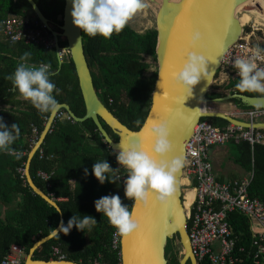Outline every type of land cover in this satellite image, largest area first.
<instances>
[{
  "label": "trees",
  "instance_id": "1",
  "mask_svg": "<svg viewBox=\"0 0 264 264\" xmlns=\"http://www.w3.org/2000/svg\"><path fill=\"white\" fill-rule=\"evenodd\" d=\"M34 1L54 28L59 29L65 0ZM9 15L28 19L30 25L36 18L26 0H0V23ZM157 36L156 28L140 32L129 24L108 38L99 35L89 37L82 33L86 59L100 100L122 123L133 130L141 126L151 104L157 71L146 74L150 67L147 59L149 56L156 60ZM59 42L61 46H66V42ZM261 47L264 48V40ZM24 51L31 53L25 63H46L50 66V80L58 89L53 95L58 103H68L77 116H83L86 111L75 66L68 54L59 65L54 47L45 48L24 40H0V117L6 124L15 123L19 128V135L11 145L12 152H0V260L13 243L23 245L27 254L34 242L47 235L50 228L56 227L60 221L56 208L32 191L25 175L19 170L25 167L28 152L34 145L30 141L33 127L38 129L39 136L50 114L38 112L15 90L8 79L21 62L19 58ZM238 81V75L231 74L223 88L227 93L264 95L239 91L235 87ZM218 88L213 87L206 96L215 99L226 94ZM230 101L238 108H249L238 99ZM60 111L66 112L64 109ZM206 118L219 128L229 124L220 117ZM136 121L140 123L137 124ZM102 124L108 134L117 140V134L104 121ZM96 128L91 118L79 122L72 118L56 117L43 144L32 158L30 172L35 183L46 193L53 194L62 210L65 223L72 214L91 215L97 221L91 230L77 231L73 226L67 235L60 234L59 237L51 238L35 250L33 258H57L60 253H64L66 259L82 264H92L94 260L101 264H121L120 243L114 248L112 242L116 229L102 212L95 211L93 201L102 195L116 193L122 204L130 208L132 205L124 197L122 182L116 184L106 180L101 185L91 174L92 163L102 159L107 160L110 167L117 168V173L124 170L117 164L116 152ZM261 129L264 131V128ZM231 142L237 150L234 161L245 170L253 172L249 194L264 201V144L255 143L252 146L245 140ZM84 168H88L87 175L84 174ZM39 169L52 173L49 187L37 175ZM189 192H185V198H190ZM3 207L5 210H2ZM227 219L233 231L239 235L238 245H248V218L238 211H230ZM175 237L168 240L166 252ZM54 246L59 248V253L53 254ZM173 255V261L176 262L179 257ZM244 263L245 260L241 259L237 264ZM176 264H179V260Z\"/></svg>",
  "mask_w": 264,
  "mask_h": 264
},
{
  "label": "water",
  "instance_id": "2",
  "mask_svg": "<svg viewBox=\"0 0 264 264\" xmlns=\"http://www.w3.org/2000/svg\"><path fill=\"white\" fill-rule=\"evenodd\" d=\"M26 1L31 5L36 18L52 34L59 65L63 62V57L59 55V52L61 49H67L75 66L79 88L86 108L83 116H77L68 103H58L57 110L50 112L43 129L27 155L24 167L27 184L35 194L41 196L55 208L59 206L57 201L35 183L30 172V165L32 158L51 130L58 112L62 109L75 121L81 122L91 118L97 126L96 129L99 130L104 140L114 151H117L121 144L141 138L144 140L145 147L150 148L151 139L145 134V131H141V128L146 130L153 121L168 119L170 113L182 109L185 119L177 118L170 121L169 142L171 150L164 158L181 157L183 161L186 154V142L192 135L195 124L201 118L220 117L227 120L228 123L242 127L264 128V120L249 122L224 111L207 109V102L209 101H230L233 99H238L248 107L264 108V95L232 92L215 99H209L206 96L219 71L224 53L243 33V26L235 14L236 7L244 6L256 16L264 18V0H162L156 15L155 27L158 35L156 37L158 39L156 46L157 77L147 115L136 130L122 123L100 100L86 59L82 31L71 22L69 15L70 0H65L62 24L59 25V29L54 28L34 0ZM181 16L185 17V21L178 24L177 21ZM197 27L205 32V44L207 46L204 48V53L210 58L209 73L207 82L202 79L193 86L192 95L183 101L182 108L180 101L188 94L174 84L172 73L178 70L183 62L187 34L192 28ZM59 41L66 42V46H61ZM191 50L201 51L198 46ZM203 102L206 104L204 109H202ZM102 121L117 134V140L108 134ZM182 176L183 167L175 176L174 192L164 204L158 203L153 194L149 193L143 205L137 204L134 208L131 206L133 217L140 222L141 227L138 231L127 236H120L121 264H168L166 245L168 240L174 236L178 237L182 246L178 255L179 264H196L187 230L186 209L182 199ZM59 219L64 221L63 214L60 215ZM51 238L53 237L47 234L36 240L26 254L23 264H64L65 261H71V264H82L66 258H33L35 250Z\"/></svg>",
  "mask_w": 264,
  "mask_h": 264
},
{
  "label": "clouds",
  "instance_id": "3",
  "mask_svg": "<svg viewBox=\"0 0 264 264\" xmlns=\"http://www.w3.org/2000/svg\"><path fill=\"white\" fill-rule=\"evenodd\" d=\"M147 7L146 0H70L69 15L74 26L85 35L110 37L114 32H120L129 19L137 12ZM200 52L192 51L195 47ZM205 32L199 27L192 28L186 37L184 59L178 70L172 73V80L188 95L183 101L192 95L193 86L202 79L207 82L210 58L204 53ZM264 54V48L254 47L247 58H235L233 67L239 77L235 87L241 92H256L264 94V68L258 67L253 58ZM31 53L24 51L20 56V63L8 77L15 90L40 113L53 112L58 108V101L53 92H58L55 84L50 80L52 72L48 64L33 65L24 61L30 58ZM185 119L184 112H172L168 119L153 121L145 130L150 137V148H146L144 140H132L121 144L115 153V159L119 167L125 170L124 176L117 175V168L110 167L107 160H97L91 165V174L99 184H119L122 178L124 197L131 201L132 208L135 205H143L149 193L154 199L164 204L174 192V179L177 172L184 166L183 158L175 157L165 159L170 152L169 142L170 121ZM135 123L139 124L140 121ZM19 135V128L15 123L6 124L0 117V152H12L11 145ZM88 174V168L83 169ZM96 212L103 213L108 222L114 226L121 236H127L138 231L140 222L133 217L132 208L121 203L118 194L102 195L93 201ZM57 214L62 215V210L56 206ZM96 219L84 214L82 216L71 215L67 222L60 220L56 227L50 228V237L67 235L75 226L77 231L91 230L96 224ZM64 264H71L65 261Z\"/></svg>",
  "mask_w": 264,
  "mask_h": 264
},
{
  "label": "built area",
  "instance_id": "4",
  "mask_svg": "<svg viewBox=\"0 0 264 264\" xmlns=\"http://www.w3.org/2000/svg\"><path fill=\"white\" fill-rule=\"evenodd\" d=\"M0 27L4 38L9 42L24 40L25 42L40 44L45 48L54 47L52 34L37 18H34L30 25L28 19L14 15L8 16L0 23ZM242 34L222 57L221 66L217 73H221V77L228 78L231 74L237 75V70L233 67V60L235 58H247L254 47H261V45L252 42L251 34L244 36ZM67 54V49H61L59 52L63 58ZM253 62L258 67L264 68V54L253 58ZM238 114L241 116L240 119L244 118L249 122L264 120V108H239ZM57 117L71 119V116L63 111H59ZM37 130L36 127H33L30 138L33 144L38 138ZM232 139L245 140L252 146L255 143L264 144V131L260 128L242 127L232 123L219 128L211 124L205 117L195 124L194 131L186 142L183 176L188 181V187H192L194 190V197L185 213L196 264H237L241 259L245 260L246 263L249 260L253 264H264V201L249 194L248 188L251 178L245 177L234 182L218 180L210 159V148L213 145L223 144ZM39 152L42 156V149ZM19 170L24 174V167L19 168ZM51 174V172L42 169L37 171V175L46 183L47 187L50 186ZM117 175L124 176L125 170L119 171ZM50 194L53 196L52 193ZM230 211H238L249 219L251 239L248 245H238L239 235L233 231L227 219ZM120 236L115 231L112 240L114 248L118 247ZM59 252V248L54 246L53 254ZM25 257V247L13 243L1 258L0 264H23ZM57 258H65L64 253H60ZM92 264L101 263L94 260Z\"/></svg>",
  "mask_w": 264,
  "mask_h": 264
},
{
  "label": "rangeland",
  "instance_id": "5",
  "mask_svg": "<svg viewBox=\"0 0 264 264\" xmlns=\"http://www.w3.org/2000/svg\"><path fill=\"white\" fill-rule=\"evenodd\" d=\"M146 4H147V7L144 10L137 12L127 22V24H129L132 28L140 32H143L148 28L156 27V15L161 5V3H159L158 0H155L154 2L152 0H146ZM247 10L249 9H247L246 7H242L238 11L237 14L242 15ZM245 34H251L252 42L261 45L264 39V26L262 25L255 26L253 21H250V23H247L246 25L243 26L242 35L244 36ZM147 60L150 63V67L147 70L146 74L149 75L153 73L154 71L158 70V62L157 60H154L149 56ZM228 79L229 77L228 78L221 77V73L217 74L215 76V79H213L212 81V84H211L212 86H210L209 91L213 90V87H219L218 88L219 91L227 93L226 90L223 88V85H225L228 82ZM209 108H211L212 110L224 111L229 114H232L235 117L236 116L239 117V114H238L239 108L232 101L212 100V101L207 102V109ZM182 187H183V191L187 193L188 190L186 188L188 186L184 184L182 185ZM185 192H184V198H185ZM180 250H182L181 243L178 237H175L172 241V245L166 252L168 264H176V262H178L179 259H177L176 262L173 261V256H174L173 254H175V256H177L178 258Z\"/></svg>",
  "mask_w": 264,
  "mask_h": 264
},
{
  "label": "crops",
  "instance_id": "6",
  "mask_svg": "<svg viewBox=\"0 0 264 264\" xmlns=\"http://www.w3.org/2000/svg\"><path fill=\"white\" fill-rule=\"evenodd\" d=\"M9 16H13V15H9ZM3 39H5V38H4L3 32H2L1 27H0V40H3ZM236 117H238V116H236ZM240 117L241 116H239L238 118H240ZM236 156H237V150L235 149L234 144L231 142V140L227 141L223 144L213 145L210 148V159H211L212 164H213L214 174L216 175L218 180H220L222 182H230V181L234 182V181H240L241 179H243L245 177L252 179L253 172L251 170L250 171L245 170L238 163H236L234 161ZM250 182H251V180H250ZM190 191H191V189H190ZM2 210H5V207H3ZM248 221H249V219H248ZM249 230H250V221H249ZM250 239H251V237L249 235V238H247V240H248L247 244L250 243ZM239 240H240V238H239ZM248 262H249V260H248ZM248 262L246 264H248ZM251 264H253V263L251 262Z\"/></svg>",
  "mask_w": 264,
  "mask_h": 264
},
{
  "label": "bare ground",
  "instance_id": "7",
  "mask_svg": "<svg viewBox=\"0 0 264 264\" xmlns=\"http://www.w3.org/2000/svg\"><path fill=\"white\" fill-rule=\"evenodd\" d=\"M158 1H159V3L162 2V0H158ZM242 7H244V6H237L236 10H235L236 17L238 18V20H239V22H240V24L242 26L246 25L247 23H250V21H253L255 26H257V25L264 26V18L256 16L250 10H247L242 15H238L237 13ZM205 105L206 104L203 102L202 103V109L205 108ZM181 183H182V185L186 184L188 186V181H187V179L184 176H182V178H181ZM186 189L188 191H190V189H191L192 192L191 191L189 192L190 193V198H185V199L183 198V205H184L185 209L189 207V205L192 202V198L194 197V190L192 189V187H187Z\"/></svg>",
  "mask_w": 264,
  "mask_h": 264
},
{
  "label": "snow or ice",
  "instance_id": "8",
  "mask_svg": "<svg viewBox=\"0 0 264 264\" xmlns=\"http://www.w3.org/2000/svg\"><path fill=\"white\" fill-rule=\"evenodd\" d=\"M183 21H185V17L184 16H181L180 18H179V20L177 21V23L179 24V23H181V22H183ZM207 45L205 44V47H206Z\"/></svg>",
  "mask_w": 264,
  "mask_h": 264
}]
</instances>
